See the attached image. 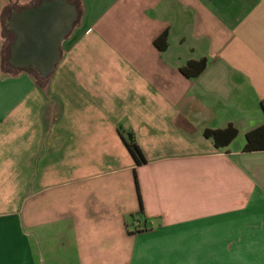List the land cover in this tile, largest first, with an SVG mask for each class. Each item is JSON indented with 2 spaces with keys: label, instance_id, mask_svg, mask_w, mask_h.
<instances>
[{
  "label": "crops",
  "instance_id": "crops-1",
  "mask_svg": "<svg viewBox=\"0 0 264 264\" xmlns=\"http://www.w3.org/2000/svg\"><path fill=\"white\" fill-rule=\"evenodd\" d=\"M72 4L47 78L0 40V264H264V0Z\"/></svg>",
  "mask_w": 264,
  "mask_h": 264
},
{
  "label": "water",
  "instance_id": "water-1",
  "mask_svg": "<svg viewBox=\"0 0 264 264\" xmlns=\"http://www.w3.org/2000/svg\"><path fill=\"white\" fill-rule=\"evenodd\" d=\"M77 18L76 7L67 0H44L13 14L9 23L14 37L10 65L47 78L58 64L60 47Z\"/></svg>",
  "mask_w": 264,
  "mask_h": 264
},
{
  "label": "trees",
  "instance_id": "trees-1",
  "mask_svg": "<svg viewBox=\"0 0 264 264\" xmlns=\"http://www.w3.org/2000/svg\"><path fill=\"white\" fill-rule=\"evenodd\" d=\"M70 3L72 4V2ZM13 38H14L13 35H11V39ZM155 45L157 46L159 50L161 51L164 50L166 48L165 35L161 36L158 40H156ZM205 68H206L205 60H200L198 62H189L186 64L184 68L181 69V73L187 79H195L205 70ZM17 72H21V70L17 69ZM23 72L29 73L30 71L27 70ZM32 76L35 77L36 79L35 75H32ZM236 135L237 133L235 129L231 126L221 131H205L204 132V136L208 139H211L217 148H222V147L227 146L230 142H232L235 139ZM245 141H246V145L244 147V152L264 151V130L260 128V129H257V130H254L248 133L245 136ZM126 147L137 166H140L145 163L131 135L128 137ZM141 213H142V209H141V204H140L139 214Z\"/></svg>",
  "mask_w": 264,
  "mask_h": 264
},
{
  "label": "rangeland",
  "instance_id": "rangeland-1",
  "mask_svg": "<svg viewBox=\"0 0 264 264\" xmlns=\"http://www.w3.org/2000/svg\"><path fill=\"white\" fill-rule=\"evenodd\" d=\"M6 3L0 5V40L2 46V53H1V69L3 72H8L13 74L17 72V69L13 68L9 63V56H10V48L13 43V39H11L12 32L9 28L10 18L13 14L20 12L23 7L19 6V4L14 3V1L5 0ZM28 1V0H22ZM72 2V0H70ZM32 75L36 76V80L41 81L43 80L37 74L33 72H29Z\"/></svg>",
  "mask_w": 264,
  "mask_h": 264
},
{
  "label": "built area",
  "instance_id": "built-area-1",
  "mask_svg": "<svg viewBox=\"0 0 264 264\" xmlns=\"http://www.w3.org/2000/svg\"><path fill=\"white\" fill-rule=\"evenodd\" d=\"M263 107H264V104H263Z\"/></svg>",
  "mask_w": 264,
  "mask_h": 264
}]
</instances>
